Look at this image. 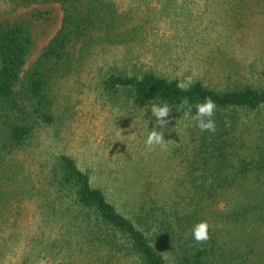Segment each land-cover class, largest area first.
Wrapping results in <instances>:
<instances>
[{"label": "trees", "instance_id": "trees-1", "mask_svg": "<svg viewBox=\"0 0 264 264\" xmlns=\"http://www.w3.org/2000/svg\"><path fill=\"white\" fill-rule=\"evenodd\" d=\"M5 1L14 7L56 4L62 18L28 67L32 28L46 29L50 9L0 18V264H32L30 254L20 251L36 250L22 247L30 238L42 245L39 250L64 254L58 264H264V36L250 33L240 51L254 54L255 46L259 57L224 53L219 61L211 55L200 60L206 51L200 53L197 42L190 57L172 62L170 72L142 60L117 67L99 64L94 54L109 44L132 45L130 33L138 28L114 17L113 0ZM235 2L240 6L242 0ZM232 35L228 29L224 37ZM240 45L215 49L222 55ZM81 69L93 72L112 105L146 121L149 132L155 121L150 107L170 108L166 147L153 146L165 163L138 161L137 181L127 193L121 190L123 199L65 152L42 163L36 180L25 173L20 181L14 173L15 157L56 125L57 84ZM188 77L192 85L181 91L177 84ZM205 97L216 103L215 132L201 131L181 107L185 99L194 105ZM5 176L9 189L1 185ZM26 202L39 235L22 217ZM201 221L208 224V239L198 242L193 230Z\"/></svg>", "mask_w": 264, "mask_h": 264}, {"label": "rangeland", "instance_id": "rangeland-1", "mask_svg": "<svg viewBox=\"0 0 264 264\" xmlns=\"http://www.w3.org/2000/svg\"><path fill=\"white\" fill-rule=\"evenodd\" d=\"M113 1L118 5L117 16L113 12L114 17L128 19L127 27L136 26L138 30L130 33L135 36V40L130 42L132 45L109 44L105 49L98 48L101 52L94 55L99 64L104 61L107 65L122 67L123 63L129 66L135 60H142L162 73L170 72L172 62L179 57H190L193 53L191 50H194L193 44L197 42L199 52L206 51L202 58L199 57L200 60L211 55L219 61L224 53L227 57L233 56L240 60L254 55L259 57L260 51L255 46H252L254 54L250 52L243 55L240 51L250 41V33H256L255 38L264 36V0H242L240 6L235 2L238 0H188L186 4L184 0H173L170 6H165L164 0ZM246 2H253L247 11L244 10ZM39 8L50 9L51 20L45 24V30L36 26L32 28L34 47L28 56L27 67L59 29L62 10L56 4L14 7L0 0V18L18 19ZM228 29L233 31V35L225 39ZM240 36L243 42H240ZM240 43V49L226 50L222 55L215 49L217 46ZM94 78L93 72L81 69L57 84L56 125L43 133L34 147L15 157L14 173L20 181L25 173L31 174L32 179L36 180V172L40 171L42 163L65 152L87 168L94 181L123 199L126 195L121 190L127 193L130 185L137 181L138 161L149 164L152 159L156 167L165 163L164 157L154 155L153 147L149 148L145 144L149 133L147 122L135 119L130 112L112 105L99 92ZM4 161L6 165L10 164L8 159ZM6 176L1 183L3 189H9L8 186L12 184ZM29 204H24L22 217L25 221L29 220L26 225L29 231H37L39 235L35 225L37 217L36 214H29ZM7 217L4 216V219ZM38 235L36 240L41 239ZM31 242L33 246H29ZM25 244L28 248L36 249L20 250L30 254L32 264H58L64 255L56 250H39L42 245L33 242L32 238L24 242L22 247Z\"/></svg>", "mask_w": 264, "mask_h": 264}, {"label": "clouds", "instance_id": "clouds-1", "mask_svg": "<svg viewBox=\"0 0 264 264\" xmlns=\"http://www.w3.org/2000/svg\"><path fill=\"white\" fill-rule=\"evenodd\" d=\"M192 85V78L188 77L184 81H180L177 87L181 91H187ZM181 107L185 109L184 117L185 119H190L195 121V126L201 131L215 132L216 125L212 119L216 103L211 97H205L202 103L190 104L187 99L182 101ZM193 107L195 108V113L193 114ZM151 117H155L154 130L150 131L145 140L147 147L151 148L153 146H160L161 148L166 147L164 141L163 129L166 127L167 121L165 117L168 116L170 108L166 105H152L151 107ZM146 112V110H145ZM144 112V115H145ZM193 236L196 241H203L208 239V224L205 221L199 222L194 230Z\"/></svg>", "mask_w": 264, "mask_h": 264}]
</instances>
